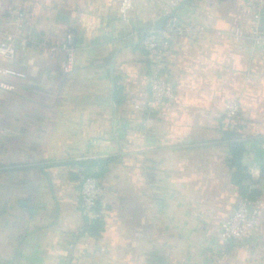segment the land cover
<instances>
[{"label": "crops", "instance_id": "obj_1", "mask_svg": "<svg viewBox=\"0 0 264 264\" xmlns=\"http://www.w3.org/2000/svg\"><path fill=\"white\" fill-rule=\"evenodd\" d=\"M122 1L24 0L20 27L14 0H0L4 29L56 42L73 32L78 46L69 73L34 49L0 57L26 74L0 93V264H264V47L230 35L252 11L246 0L183 3L180 20L208 30L174 37L160 62L141 41L163 28L170 0H133L127 20ZM157 73L176 96L145 129L135 106ZM228 131L244 144L240 171ZM92 162L105 189L93 230L79 186ZM246 194L261 200L257 234L225 241Z\"/></svg>", "mask_w": 264, "mask_h": 264}, {"label": "built area", "instance_id": "obj_2", "mask_svg": "<svg viewBox=\"0 0 264 264\" xmlns=\"http://www.w3.org/2000/svg\"><path fill=\"white\" fill-rule=\"evenodd\" d=\"M24 0H14L13 14L19 26L28 24L27 13L23 8ZM187 0H170L165 7L163 15L166 22L163 28L150 29L143 34L142 49L151 57L160 62L166 61L173 51L172 39L177 36L200 35L208 28L206 25H188L183 23L178 14V8ZM191 1V0H189ZM247 7L253 13V20L248 29L237 28L230 33L236 40H250L255 45L264 47V28L261 24V14L264 12V0H246ZM134 7L133 0H123L120 5V15L127 20ZM34 49L46 54L50 60H61L62 70L69 73L75 69L78 46L76 36L68 32L64 40L60 42L50 39H34L20 32L4 29L0 17V57L6 62L15 60L19 51L28 52ZM9 77L25 78L26 74L9 65H0V93L12 92L15 85L7 80ZM176 96L175 85L161 73L154 75L151 82V95L145 105H136L135 109L144 115L142 126L151 129L156 122V111L167 101H173ZM239 102H228L225 106V116L229 120H235L240 114ZM97 144V141L93 142ZM264 152V141L260 146ZM82 211L84 217L91 224L99 218L98 205L104 201L105 189L102 179L96 175L82 177L79 181ZM261 200L252 199L251 194L242 196L234 213L226 219L221 227V237L225 241H245L254 238L257 234ZM219 264V262L217 263Z\"/></svg>", "mask_w": 264, "mask_h": 264}, {"label": "trees", "instance_id": "obj_3", "mask_svg": "<svg viewBox=\"0 0 264 264\" xmlns=\"http://www.w3.org/2000/svg\"><path fill=\"white\" fill-rule=\"evenodd\" d=\"M228 135L231 138V147H232V158H231V163L234 167H237V169L240 171L242 170V155H243V150H244V144L241 142V140L236 139L235 134L228 131ZM96 162H92L91 166L88 167V169L85 170L84 176L83 177H88L90 175H97L96 173H91L90 170L96 166ZM246 190V189H245ZM247 192V191H246ZM245 192V193H246ZM100 205L97 207V212L99 214L100 212ZM99 219V218H98ZM98 219L95 220L90 224V229L93 230L94 228L97 227L98 224Z\"/></svg>", "mask_w": 264, "mask_h": 264}, {"label": "water", "instance_id": "obj_4", "mask_svg": "<svg viewBox=\"0 0 264 264\" xmlns=\"http://www.w3.org/2000/svg\"><path fill=\"white\" fill-rule=\"evenodd\" d=\"M187 2H189V0H187L185 3H187ZM165 22H166V20H165ZM165 24V23H164Z\"/></svg>", "mask_w": 264, "mask_h": 264}]
</instances>
